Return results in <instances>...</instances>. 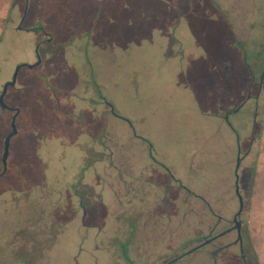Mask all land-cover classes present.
I'll return each mask as SVG.
<instances>
[{
    "label": "rangeland",
    "instance_id": "rangeland-1",
    "mask_svg": "<svg viewBox=\"0 0 264 264\" xmlns=\"http://www.w3.org/2000/svg\"><path fill=\"white\" fill-rule=\"evenodd\" d=\"M24 13L34 30H18ZM263 18L264 0H0V93L19 64L36 60L46 32L53 37L5 96L21 111L0 177V264L179 255L231 225L238 149L252 137L240 218L264 264V89L241 106L254 72L258 92ZM12 116L0 107V173ZM149 144L180 182L151 160ZM236 238L177 264H244L238 244L225 248Z\"/></svg>",
    "mask_w": 264,
    "mask_h": 264
},
{
    "label": "flooded vegetation",
    "instance_id": "flooded-vegetation-1",
    "mask_svg": "<svg viewBox=\"0 0 264 264\" xmlns=\"http://www.w3.org/2000/svg\"><path fill=\"white\" fill-rule=\"evenodd\" d=\"M25 13H24V15H23V17H22V19H21V21H20V23H19V26L17 27L18 28V30H23V29H25L24 27H23V23H24V20H25ZM264 19V18H263ZM253 22V21H252ZM264 22V21H263ZM263 26H264V24H263ZM35 28L34 27H27L26 29H25V31H31V30H34ZM46 36H49V37H46ZM53 40V37H52V35L50 34V32H46V35H45V38L41 41H38V43H37V50H36V55H37V58H36V60L33 62V63H35L37 60H38V58L40 57L41 59H42V61H41V63L38 65V66H40L41 64H42V62H43V58H42V56H41V54H40V47L44 44V43H49V42H51ZM22 64H24V63H22ZM24 67V66H23ZM36 67V66H35ZM22 68V67H21ZM19 75V74H18ZM18 78V77H17ZM255 81H256V74H255V72H254V75H253V80H252V84H251V88L249 89V94H248V99L247 100H245L243 103H242V105L241 106H243L244 104H246V102L248 101V100H250L251 98H255L256 100H259V98H260V95H261V93H262V91H263V89H264V65L261 67V73H260V76H259V83H258V92L256 93V95H252L251 94V90H252V88H253V85L255 84ZM14 87H16V86H14ZM14 87H10V88H14ZM9 88V89H10ZM8 89V90H9ZM8 93V92H7ZM7 95V94H6ZM111 110H112V107H111ZM7 111H10V112H12L13 113V115H14V111H12V110H7ZM112 112L114 113V111L112 110ZM13 117V116H12ZM257 117V112L255 113V118ZM18 118V117H17ZM12 120V119H11ZM17 135V134H16ZM13 138V137H12ZM238 139H239V136H238ZM253 143H254V137H252V139H251V143H250V145H249V147H248V149L242 154V152H241V148H240V142H238V145H239V149H238V160L240 161V164H241V159L242 158H244V157H246L249 153H250V151H251V147H252V145H253ZM153 151V147H152V144H149L148 145V154H149V156H150V158H151V160L152 161H154V162H158V163H160L168 172H169V175L171 176V178L172 179H174V180H178L179 182H180V180L179 179H177L176 178V176H175V174L174 173H172L163 163H161L160 161H159V159H157L156 158V156H155V154H154V152H152ZM10 156V155H9ZM237 160V161H238ZM237 168V167H236ZM235 168V176H236V182H237V179H238V184L240 183V175H239V168H240V165H239V168L238 169H236ZM5 175V174H4ZM237 175H238V177H237ZM3 176V175H2ZM1 177V176H0ZM236 182H235V184H236ZM171 185H169V184H165L164 185V187H165V189H166V191H167V188H169ZM182 186L183 187H185L188 191H190V192H192L190 189H188L185 185H183L182 184ZM239 189H240V184H239ZM237 194V193H236ZM242 194V193H241ZM238 196V195H237ZM238 199H239V197H238ZM80 206L82 207V210H83V214H82V219H81V222H82V224H83V226H85L86 228H88V229H90V228H92L94 225H93V223H91V222H87L86 221V215H87V209H86V207H85V205H84V203L81 201L80 202ZM239 206H240V202H239ZM236 214V213H235ZM235 214H234V216H235ZM241 216V215H240ZM240 216H239V219H241L240 218ZM242 220V219H241ZM235 224V222H234V217H233V220H232V223H231V225H229L226 229H228V228H231V227H233V225ZM226 229H224V230H226ZM242 229H243V221H242ZM223 230V231H224ZM233 231H236L237 232V230L236 229H234V230H232V231H230V232H227L226 234H229V233H231V232H233ZM225 234V235H226ZM217 235V234H216ZM216 235H212V236H209V237H206L202 242H199L198 244H196L195 246H193L192 248H190V249H188V250H186V251H183V252H181L179 255H177V256H174V257H172V258H169L170 257V254H168V255H165L163 258H161V259H159V261L156 263V262H152V263H143V264H177L179 261H182V258H184L185 256H187V255H189V254H191V253H193L194 251H197L198 249H200V248H203L204 246H206V245H208V244H211L213 241H215L216 239H218V238H220V237H223V236H225V235H223V236H220V237H216V238H214L211 242H209V243H206V244H203L206 240H208V239H210V238H213V237H215ZM242 235H243V233H242ZM234 244H238V246H239V251H240V254H241V257H242V255L244 254L245 256H246V263H247V261H248V251H247V249H246V241H245V238H244V236H243V243H242V246H241V243L239 242V241H237V238L234 240V241H232L231 243H229V244H226L225 245V248L227 247V248H229L231 245H234ZM192 249H194V250H192ZM222 249V248H221ZM221 249H219L218 251H215L214 253H216V252H219ZM242 249H243V252H242ZM73 256H75V258L77 259L78 257L80 258V256H81V254H79L78 256L77 255H73ZM174 259H176V260H174ZM78 260V259H77ZM161 262V263H160ZM243 263H244V261H243ZM132 264V263H131Z\"/></svg>",
    "mask_w": 264,
    "mask_h": 264
},
{
    "label": "water",
    "instance_id": "water-1",
    "mask_svg": "<svg viewBox=\"0 0 264 264\" xmlns=\"http://www.w3.org/2000/svg\"><path fill=\"white\" fill-rule=\"evenodd\" d=\"M41 61H42V59L39 57L38 60L35 63L19 64L16 67V70H15L12 78L4 83L2 91L0 93V107H1V109L2 110H12V111L15 112L13 117H12V120H11V131L6 135V137L4 139V150H3V154H2L3 171L0 173V176L4 175L7 172V169H8V158H9V155H10L11 139H12V137H14L18 133L17 117H18V115H19V113L21 111V109L19 107H14V106L9 105L5 101V96H6V94L8 92V89L10 87L16 86L17 77H18V74H19V71H20L21 67L27 66L28 68H34L35 66H38L41 63ZM112 110H113V108H112ZM239 165H240V161L238 160L237 164H236V167H237L236 169L239 168ZM237 177H238V175H237ZM236 193H237V195L239 197L240 206H239V209H238V211L236 212V214L234 216L235 224L233 225V227L228 228V229H226L224 231H221L215 237L206 240L203 244L209 243L214 238L223 236L227 232H230V231L236 229L237 230V241H239L241 243V246H242V243H243L242 220L239 219V216L242 214V212L244 210L245 203H244L243 195L241 194L240 189H239L238 179H237V182H236ZM192 250H194V249H192ZM242 252H243V249H242ZM242 259L244 261V264H247L246 263V256L244 254L242 255ZM174 260H176V259H174Z\"/></svg>",
    "mask_w": 264,
    "mask_h": 264
},
{
    "label": "trees",
    "instance_id": "trees-1",
    "mask_svg": "<svg viewBox=\"0 0 264 264\" xmlns=\"http://www.w3.org/2000/svg\"><path fill=\"white\" fill-rule=\"evenodd\" d=\"M254 172H255V171H254ZM251 184L253 185V181L251 182ZM218 233H220V232H218ZM218 233H217V234H218ZM214 235H216V234H214ZM211 236H212V235H211ZM244 238H245V241H247V242H248V245L250 246V251H251V255H252L253 259H254V263H255V264H261L260 261H259V258H258V254H257L256 249L254 248V246H253V244H252L251 239L249 238V236H248L247 238L244 236ZM120 247H121V252H122L123 257H124L127 261H131V257H130V255H129V249H128V242L122 243V244L120 245ZM241 258H242V257H241ZM242 260H243V259H242Z\"/></svg>",
    "mask_w": 264,
    "mask_h": 264
},
{
    "label": "crops",
    "instance_id": "crops-1",
    "mask_svg": "<svg viewBox=\"0 0 264 264\" xmlns=\"http://www.w3.org/2000/svg\"><path fill=\"white\" fill-rule=\"evenodd\" d=\"M147 152H148V147H147Z\"/></svg>",
    "mask_w": 264,
    "mask_h": 264
}]
</instances>
